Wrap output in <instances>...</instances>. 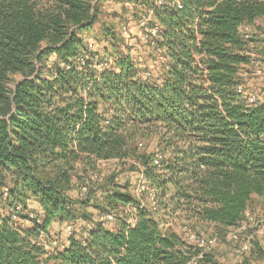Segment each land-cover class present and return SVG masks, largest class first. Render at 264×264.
I'll return each mask as SVG.
<instances>
[{"label": "trees", "instance_id": "trees-1", "mask_svg": "<svg viewBox=\"0 0 264 264\" xmlns=\"http://www.w3.org/2000/svg\"><path fill=\"white\" fill-rule=\"evenodd\" d=\"M109 1L153 13L156 77L125 54L94 69L107 57L82 34ZM259 19L264 0H0V205L21 208V220L32 200L43 210L24 234L2 220L0 264H216L167 225L236 228L253 197L264 200V99L249 102L242 81L256 60L244 28ZM143 140L158 150H141ZM101 161L140 173L160 211L110 178L105 201L87 205L102 217L132 208L135 222L88 215L82 233L48 255L31 239L77 222L73 180L89 191Z\"/></svg>", "mask_w": 264, "mask_h": 264}, {"label": "rangeland", "instance_id": "rangeland-1", "mask_svg": "<svg viewBox=\"0 0 264 264\" xmlns=\"http://www.w3.org/2000/svg\"><path fill=\"white\" fill-rule=\"evenodd\" d=\"M98 21L93 28L82 34L86 46L92 50L100 52L103 56L106 55L108 63L113 64L115 59L121 54L129 56L132 61L143 70L155 71L157 68L156 58L159 56L155 51H152V46L149 42L143 39L144 31L141 26L143 21H148L149 24H154L157 20L153 13L147 16H142L140 11H135L128 4H120L116 1H109L98 5ZM264 20H257L256 24L246 31L250 38L253 39L252 47L254 49L255 65L245 68L243 71L242 81L245 85L248 96L264 99V63L259 59L261 52L264 50V33L262 27ZM125 32L127 34H125ZM21 76L17 75L13 79V83L21 80ZM10 84L11 88L14 85ZM143 147L141 150L152 152L158 150L156 142L142 141ZM116 163L110 165L99 164L90 190L85 195H81L80 189L82 184L74 178L73 185L70 190L69 198L73 201V211L77 222L74 223L73 229L76 234L82 233V222L86 221L85 217L90 215L96 218L103 219L97 213V210L92 206H88L86 201L100 204L105 201L102 196L101 187L111 189L112 184L110 178L114 179L115 183L127 185L129 190H121L127 192L134 199L140 200L144 205L149 203L152 205L149 192L150 188L146 185L140 173L130 172L128 167L122 168L120 165L116 169ZM116 169V170H115ZM117 171V172H116ZM118 171H121L118 173ZM45 178L51 177L49 170L43 172ZM82 183V182H81ZM159 207L156 208L158 210ZM160 211V209H159ZM109 212H107L108 214ZM128 215L129 220L135 221L136 211L128 208L115 212L119 216ZM69 223L53 222L50 226L56 234L55 237L60 239L69 238L66 227ZM246 227L244 231H237L236 228H224L222 226L198 224L191 226L185 222H170L167 227L184 239L188 238V231L193 232L198 237L213 241L208 247H198L202 253L211 255L216 264H264V200L254 196L252 203L247 211L245 221L242 224ZM74 234V233H73ZM232 235H237V240L231 238ZM247 241H250V249L248 252H242L241 247ZM49 264H61L60 262L52 261Z\"/></svg>", "mask_w": 264, "mask_h": 264}, {"label": "built area", "instance_id": "built-area-1", "mask_svg": "<svg viewBox=\"0 0 264 264\" xmlns=\"http://www.w3.org/2000/svg\"><path fill=\"white\" fill-rule=\"evenodd\" d=\"M177 6L180 8L181 7V2L180 1H176ZM160 4V3H158ZM141 26L143 28L144 31V35H143V39L147 42L150 43V45L152 46H156L157 43L159 42L161 36V26L155 22L154 24H149L148 21H143L141 23ZM125 34H127L125 32ZM253 65H255V62H253ZM111 66V63H100V64H96L94 66V69L96 71H98V73L103 72L104 70H106L107 68H109ZM148 77V75L144 74L143 75V80H145ZM249 102L253 103L256 102V98L255 97H251V96H247L245 97ZM142 147V145H140ZM160 157L157 156L155 159V164L156 165H160ZM106 162H99V164L105 165ZM4 192L6 194L9 193V188H5ZM81 195H85L87 193V187L85 185H83L80 189ZM150 196V200L152 203V207H154V209H156L158 207V200H157V194L156 191L151 190L149 193ZM22 212L21 208L19 207H14V209H12L8 216H10L11 220H12V224L11 227L12 229L24 234L26 232V221L21 220L19 218V214ZM5 213V209L3 207H1L0 205V217L2 215H4ZM247 215V214H246ZM4 217V216H3ZM30 219L31 220H37L38 223H40V220L37 219L34 215H30ZM108 220L111 222H115L116 216L114 213H108L106 214L105 217H103L102 220ZM135 221L133 220H129L130 224H133ZM67 233L69 234V236H72L74 233V229L73 226L71 224H69L67 227ZM237 231H244L246 229L245 226L240 225L239 227L236 228ZM84 237H88V233L86 232L84 235ZM231 238L233 240H237V235H232ZM36 245H38L39 247L43 248L46 253L48 255H58L59 253L63 252L66 249V244H64L60 239H58L57 237H49L47 236V233L45 232H41L39 237L37 239H31ZM188 240L197 245L198 247H208L209 245L213 244V241H208L206 239H203L201 237H198L196 234H194L191 231H188ZM250 249V241H247L243 244V246L241 247V251L242 252H248Z\"/></svg>", "mask_w": 264, "mask_h": 264}, {"label": "crops", "instance_id": "crops-1", "mask_svg": "<svg viewBox=\"0 0 264 264\" xmlns=\"http://www.w3.org/2000/svg\"><path fill=\"white\" fill-rule=\"evenodd\" d=\"M250 28H252V27H246V28H244V31L246 32V31H248ZM163 62H166V60H163ZM263 63H264V61H263ZM247 68V67H246ZM159 69V68H158ZM157 70V69H156ZM143 74V73H142ZM157 74H158V70L157 71H155L154 72V75L153 76H157ZM3 208L5 209V213H4V215H2L1 217H0V226H1V224H2V220L4 219V218H7V217H9L8 216V214H9V210H8V208L5 206V205H3ZM25 213H27V215H28V218L27 219H24V221H26V224H27V227H26V229H28V228H32L35 224H37L38 223V221L37 220H31L30 219V215H34L37 219H39L40 220V218L41 217H43V210L41 209V207L39 206V204L36 202V201H34V200H32V201H30V203H29V209H28V211H26ZM247 214V213H246ZM4 216V217H3ZM40 223H41V220H40ZM40 223H38V224H40ZM54 234H56L52 229H49V231L47 232V236H49V237H55L54 236ZM69 238H67V239H62V242L64 243V244H66V246L68 245V240Z\"/></svg>", "mask_w": 264, "mask_h": 264}]
</instances>
